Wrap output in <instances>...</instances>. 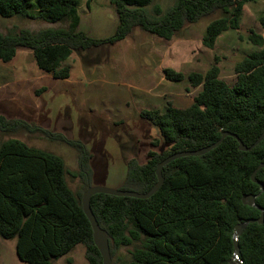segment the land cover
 Returning <instances> with one entry per match:
<instances>
[{"label": "trees", "instance_id": "trees-1", "mask_svg": "<svg viewBox=\"0 0 264 264\" xmlns=\"http://www.w3.org/2000/svg\"><path fill=\"white\" fill-rule=\"evenodd\" d=\"M255 0H175L163 12L156 0H111L119 24L107 38H92L79 31V0H0V17L67 23L65 28L38 32L22 29L0 32V61L10 63L19 49L33 53L39 70L56 79H69L67 65L76 51L115 45L135 28L170 41L188 24L220 13L202 38L213 49L218 38L240 29L244 7ZM153 5L152 13L147 10ZM264 30V15L259 19ZM250 42L260 50L236 63V79L220 78L218 57L205 73L193 72L187 79L201 91L188 108L168 103L165 110H143L142 120L159 129L169 146L163 153L150 152L140 165L131 160L126 190L147 193L157 182L159 163L171 154L194 151L217 142L224 132L237 135L252 146L264 132V38L251 32ZM166 80L182 82L185 75L165 69ZM20 129L39 132L78 150L81 186L74 192L67 182L62 157L27 145L18 139L0 143V238L16 239L18 258L26 264H53L76 246L86 248L89 264H103L93 241L82 197L91 186L92 154L78 141L51 133L23 120L9 119L0 112V132ZM264 164V139L251 152L227 137L215 150L199 157H184L163 169L164 184L151 198L114 197L98 194L91 207L101 228L110 235L113 264H231L235 256L233 235L240 221L257 219L261 211L243 204V195H258L260 186L252 174ZM263 183L264 168L257 173ZM264 208V192L257 198ZM125 247L130 256L116 258ZM241 264H264V224H249L239 239Z\"/></svg>", "mask_w": 264, "mask_h": 264}, {"label": "rangeland", "instance_id": "rangeland-1", "mask_svg": "<svg viewBox=\"0 0 264 264\" xmlns=\"http://www.w3.org/2000/svg\"><path fill=\"white\" fill-rule=\"evenodd\" d=\"M79 1V31L92 38H107L115 33L119 20L111 0ZM174 2L156 0L155 3L166 12ZM152 9L153 5L147 8L151 13ZM263 15L264 0L247 4L240 29L222 34L213 49L205 47L202 38L208 24L220 18V13L188 24L170 41L135 28L126 40L115 45L74 52L67 63L71 76L64 80L39 70L31 50L19 49L10 63L0 61V112L9 119L23 120L83 143L92 154L91 186L124 190L131 160L143 165L149 160L150 152L163 153L169 147L159 129L140 118V112L164 111L169 102L178 108L191 106L202 88L193 87L187 77L193 72L205 74L215 64L216 56L220 78L233 84L236 63L260 50L250 42L249 35L255 32L264 38L259 22ZM65 27L64 22L50 24L0 17L3 34ZM165 69L180 72L186 79L168 81L163 74ZM10 139L62 157L70 188L74 192L79 190L76 148L25 129L0 132V143ZM133 249H121L116 258H128ZM112 261H115L113 257ZM0 264H26L17 256L16 239L0 238ZM53 264H89L86 248L78 245Z\"/></svg>", "mask_w": 264, "mask_h": 264}, {"label": "water", "instance_id": "water-1", "mask_svg": "<svg viewBox=\"0 0 264 264\" xmlns=\"http://www.w3.org/2000/svg\"><path fill=\"white\" fill-rule=\"evenodd\" d=\"M227 137H233L238 143H239V150L242 152H251L254 150L264 139V132L262 135L257 139V141L250 147H247L244 145V143L241 141V139L230 132H224L221 136V138L215 142L212 145H209L207 147L201 148L199 150L194 151H183V152H177L174 154L169 155L166 157L159 165L157 166L156 175H157V182L152 187L150 191L147 193H139L137 191L133 190H116V189H110L105 187H88L87 190L84 192L82 197V208L87 216L88 220L91 223L92 230H93V241L95 246L100 252V255L102 257L103 264H113L111 252H110V243L111 238L110 235L107 233L106 230L101 228L96 216L94 215L91 207V201L92 197L98 194H104V195H111L114 197H127V198H136L140 200H146L154 196L160 188L164 184V178H163V169L170 163L184 158V157H199L203 156L216 148H218ZM264 168V164H261L252 174L251 178L252 181L257 183L260 186V193L258 195H243L242 201L243 204L249 207H254L261 211V216L257 219H249L247 221H240L239 224L235 227L234 235H233V243L235 247V256L231 260V264H241L242 261H239V254H240V248H239V239L242 236L243 232L247 228L249 224L258 223V224H264V208L260 207L257 204V198L261 196V194L264 192L263 183L257 180V173L258 171Z\"/></svg>", "mask_w": 264, "mask_h": 264}]
</instances>
